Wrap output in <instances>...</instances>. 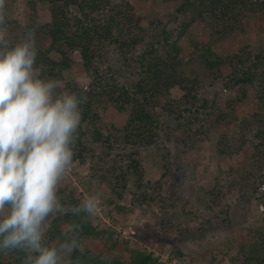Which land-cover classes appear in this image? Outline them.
Returning a JSON list of instances; mask_svg holds the SVG:
<instances>
[{
	"label": "trees",
	"instance_id": "16d2710c",
	"mask_svg": "<svg viewBox=\"0 0 264 264\" xmlns=\"http://www.w3.org/2000/svg\"><path fill=\"white\" fill-rule=\"evenodd\" d=\"M26 2L31 14L25 25L9 19L0 23V30L5 32L0 38V51L10 50L31 38L36 51L34 75L44 81L56 83L62 80L64 70L73 65H80L85 70L89 78L85 89L72 80L66 81L63 88L56 87L59 95L68 93L79 101L81 122L72 134L71 161L88 165L90 177L105 183L109 201L122 200L128 190L133 204L149 205L155 200L156 187L166 176L163 172L160 179L151 182L146 178L142 163V149L156 143L159 136L155 110L175 113L171 89L178 87L184 91L181 99L195 100L200 83L194 68L188 66L191 62L187 65L181 58L180 36L173 38L170 31L161 28L157 32L158 39L145 42L144 29L129 0ZM177 10L184 14L190 12L193 18L204 21L205 38L195 44L194 51L211 71L213 79L222 76L221 66L226 64L230 72L224 86L242 89L244 98L246 88H252L254 92L258 110L252 113L251 119H240L237 127L243 145L252 141V153L246 169H242V182L257 193L264 187L261 184L264 173L258 172V169L264 170V110H261L264 107V47L250 50L248 46H242L234 54L222 57L215 52L214 46L235 31L242 32L248 15L264 17V0H183ZM142 42L145 47L137 57L138 79L129 84L121 83L112 67L104 64L107 46L114 45L126 57L131 56ZM105 105L127 114L123 125L108 126L102 121L99 108ZM204 105L199 108L205 110ZM235 106L236 103H231L226 110H219L218 120L231 123L238 116ZM188 111L192 116L200 113V110ZM220 136L222 141L223 135ZM217 151L220 155L228 153L219 148ZM205 193L210 197L207 204L219 201L226 194L218 193L215 187ZM56 198L59 209L43 232L41 243L57 250L58 264H168L146 250L126 251L125 256L120 252L119 256L100 255L91 243L103 240L110 242L112 248L116 247L111 230L95 222L77 191L67 184L58 185ZM114 205L121 208L118 202ZM7 207L9 205L0 209V216L6 215L3 210ZM260 231L261 234L258 233L257 239L248 246L249 256L254 257L257 264H264L263 226ZM174 248V253L179 254L176 246ZM36 255L21 248H0V264H29V258Z\"/></svg>",
	"mask_w": 264,
	"mask_h": 264
},
{
	"label": "rangeland",
	"instance_id": "374dc122",
	"mask_svg": "<svg viewBox=\"0 0 264 264\" xmlns=\"http://www.w3.org/2000/svg\"><path fill=\"white\" fill-rule=\"evenodd\" d=\"M129 1L144 29L145 42L158 39L157 32L161 28L170 31L173 38L180 36L181 58L187 65L191 62L188 66H192L199 77L196 99H181L184 91L175 87L170 91L175 113L155 110L159 136L156 143L142 149V163L146 178L151 182L160 179L163 172L166 176L156 187L155 200L149 205L133 204L127 190L122 200H114L121 206L118 209L109 201L105 183L92 179L88 165L76 161L66 166L56 190L60 183L67 184L77 191L84 207L89 199L95 201L91 211L95 222L111 230L112 239L117 243L114 248L103 240L91 243L102 256H125L126 251L146 250L168 264H257L255 258L249 256L248 246L261 234V226L264 227V187L253 193L250 185L242 182V169H246L252 153V141L243 145L237 127L240 119H251L252 113L258 110L254 92L246 88L244 98L242 89L225 87L230 67L221 66L222 76L213 79L211 71L196 57L195 44L205 38V25L190 12L184 14L177 10L183 0ZM38 13L41 15L40 9ZM30 14L26 0H0V23L9 19L25 25ZM4 34L0 30V38ZM144 43L126 57L114 45L107 46L104 64L112 67L121 83L129 84L138 79L137 57ZM242 46L250 50L264 47V17L261 14L248 15L244 19V30L220 40L214 50L225 57ZM68 80L83 89L89 82L85 70L73 65L64 70L62 80L53 83L54 98L60 96L56 87L63 88ZM231 103H236L235 113L239 117L231 123L218 120V111L226 110ZM203 104L205 110L199 108ZM99 109L102 121L108 126H121L127 117L126 113L117 112L109 105ZM189 109L200 110L194 114L197 118ZM220 135H223L222 141ZM218 148L228 153L220 155ZM258 172L264 173V170L258 169ZM131 183L132 180L130 188ZM214 187L218 193L226 194L218 197L219 201L207 204L210 197L205 192ZM8 211L9 207L3 210L6 215ZM55 213H50L44 221L43 232ZM174 237L178 240H173ZM174 246L179 254L174 253Z\"/></svg>",
	"mask_w": 264,
	"mask_h": 264
},
{
	"label": "clouds",
	"instance_id": "9594fccd",
	"mask_svg": "<svg viewBox=\"0 0 264 264\" xmlns=\"http://www.w3.org/2000/svg\"><path fill=\"white\" fill-rule=\"evenodd\" d=\"M31 38L0 51V248L37 255L29 264H58L42 245L43 223L59 209L56 185L72 158V134L81 122L76 96L54 98V84L34 75ZM95 201L85 208L91 212Z\"/></svg>",
	"mask_w": 264,
	"mask_h": 264
},
{
	"label": "built area",
	"instance_id": "2783aa9c",
	"mask_svg": "<svg viewBox=\"0 0 264 264\" xmlns=\"http://www.w3.org/2000/svg\"><path fill=\"white\" fill-rule=\"evenodd\" d=\"M261 208H262V206H261Z\"/></svg>",
	"mask_w": 264,
	"mask_h": 264
}]
</instances>
